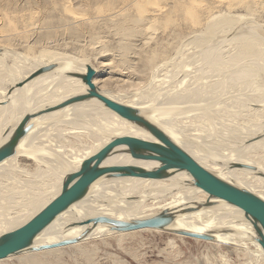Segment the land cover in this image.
<instances>
[{"label": "bare ground", "instance_id": "bare-ground-1", "mask_svg": "<svg viewBox=\"0 0 264 264\" xmlns=\"http://www.w3.org/2000/svg\"><path fill=\"white\" fill-rule=\"evenodd\" d=\"M135 2L139 6L138 10L143 13L147 12L146 6L154 7L153 15L163 14L168 27L170 14L168 11L167 15L164 13L161 0ZM193 3L200 5L196 0ZM159 20L156 17L141 18L138 25L145 26L146 30L151 29L155 35V24L157 25ZM242 23L227 28H223L224 25L217 29L218 32L215 29V36H211L209 40H202L199 35L187 39L183 43L181 53L183 56L185 52H191L188 58L185 57L187 64L174 65V70L165 76L161 75V70L164 69L162 65L151 70L148 85L156 91L154 96L145 87L144 92L147 91L150 95L141 93L138 98L136 96L135 101L125 104L120 101L122 96L117 99L116 95H111L109 91L101 92L119 103L137 108L147 120L165 132L196 162L213 174L245 190L253 184L262 190L264 195V158L259 156L261 154H255L264 151V63L260 62L264 60V47L259 39L255 40L247 34V25ZM151 38H148V42H151ZM5 51L0 55L7 58ZM17 58L14 67L19 70V78L10 80L12 90L9 92V89L2 87L3 84L0 83V89L3 88L0 90V123L3 117L6 118L3 126L1 124L0 146L8 140L26 114L46 112L32 120V129L19 144L16 156L3 163L4 166L10 167L3 171L1 170L4 166L0 168V236L17 229L18 225H24L28 222L29 215L37 214L47 206L50 202L48 203L46 194L55 192L53 198L51 197V200H54L61 192L64 176L78 171L84 160L93 156L114 137L129 135L153 140L145 130L121 120L96 100L56 110L58 104L87 91L86 85L74 75L85 74L89 64L82 62L78 65L76 62L79 61L71 57L43 52L37 57V65L19 68V63L24 58ZM22 63L24 64V60ZM50 64H56L51 73L35 79L30 78L37 70ZM4 79L7 77L4 76ZM252 81L255 83H251ZM213 88L219 90L217 94ZM229 99H232L231 102ZM25 102L29 105L28 110H24ZM44 103L47 104L40 107ZM236 108L238 109L235 110ZM239 109L240 112H246L245 115L249 113L248 116L257 119L251 124L248 122L246 126H243L245 122H242L243 127L238 129L232 128L233 123L230 122H235L232 119L241 118L239 114L233 115V112L238 113ZM173 112H182L184 117L181 116L180 120L174 117L177 119L174 120L173 116L171 117ZM204 116L224 125V135L221 126V130L218 126L219 130H216L218 134L221 132V138L216 136L217 139L214 140L215 135L212 133L214 145L212 141H207L208 137L195 135L191 131L192 134H186L179 127L181 124H177L178 120L179 123L187 122ZM48 121L50 123H47ZM238 123L240 122L235 123L236 126H241V123ZM207 124L212 128L216 122ZM211 132L208 135H211ZM218 139L225 146L219 145ZM76 141L81 143L78 152L76 151L81 155L73 157V152L69 154V144ZM215 141L220 149L215 147ZM31 146L34 151L27 154ZM125 148L126 146L116 149L104 162V166L136 165L147 170L155 168L154 163L139 161L133 158L132 154L124 153ZM164 152L169 154L168 150ZM22 153L32 156L40 163L38 170L29 172L25 169L19 170V165H9L11 162H17ZM77 157L80 158L72 161ZM18 171L25 174V179L17 177L21 175ZM57 174H60L58 181L54 180ZM192 185L193 180L186 173H174L165 180L113 178L103 183L97 182L83 200L61 214L37 237L34 247L77 238L87 232L80 242L112 233L107 225L95 227L92 222L99 217L132 222L163 212H172L175 220L166 229L167 232L179 236H182L180 232L206 234L212 236L210 242L229 247L244 249L252 245L256 247L257 259L264 261L263 250L255 242L256 233L244 212L236 207L230 208V205L217 206V203L222 201L209 197ZM261 199L264 200V196ZM20 221L22 223H19ZM59 250L58 248L45 252L49 255ZM21 263L44 264L34 255L22 258Z\"/></svg>", "mask_w": 264, "mask_h": 264}, {"label": "rangeland", "instance_id": "rangeland-1", "mask_svg": "<svg viewBox=\"0 0 264 264\" xmlns=\"http://www.w3.org/2000/svg\"><path fill=\"white\" fill-rule=\"evenodd\" d=\"M194 1L161 0L160 4H164V13L168 11L169 13H167L170 14L171 21L167 27L163 14L154 16L155 8L152 6H146V13L140 12L135 0H0V54L6 50L5 55L7 56L4 58L0 55V83L3 84L1 86L7 87L10 92L13 88L10 80L19 78V70L14 67L16 59H18L17 56L22 58L26 56L19 63V68L22 66L26 68L37 65L39 63L37 57L39 58L43 52L56 53L76 59L75 61H79L76 62L78 65H81L82 62L91 65L96 70L95 84L97 87L102 91H109L113 96L116 95L117 99L122 96L120 101L128 104L130 101H135L136 96L138 98L141 93L146 95L153 93V96L156 94V91L150 89L148 85L154 67L164 66L161 75L165 76L174 70V65L188 63H186L185 57L189 56L191 52H187V54L185 52L186 56H182L181 53L183 43L191 37L199 35L202 40L206 38L209 40L211 36H215V29L218 32L224 25L223 28H227L243 22L242 24L247 25L245 27L247 34L255 40L259 39L258 41L264 47V0H196L200 2L199 6L193 3ZM140 17L142 19L148 17L160 19L159 23L155 24L157 29L154 32L155 35H153V31H150L151 29L146 30L145 26L138 25ZM148 38H151V42H148ZM27 57L29 59H26ZM262 61L264 60L260 62L264 63ZM166 66L167 68H165ZM4 76L7 77V81ZM3 80L4 82H2ZM145 87L150 94L147 91L144 92ZM152 90L154 92H151ZM213 91H216L215 94H217L219 90L213 88ZM28 108L29 105L25 102L24 110H28ZM240 109L238 113L233 112V115L239 114L241 118L232 119L235 121L230 122L233 123L232 128L238 129L257 119L248 116L249 113L245 115L246 112H240ZM179 113L173 112L172 119H182L181 116L184 113L181 112L182 115ZM204 117L193 118L187 122L180 121L179 123V120L176 122L178 125L181 124L179 127L186 134L193 132L195 135L208 137L207 141H212L214 145V140L222 137L220 133H223L224 125ZM5 119L3 117L0 126L1 124L3 126ZM236 121L240 122L241 124L238 123V125L241 126H236ZM211 122H216L219 125L210 124L214 128L212 130L211 126L207 124ZM242 122H245L244 125ZM183 123L186 124V127ZM217 126L218 128L222 127L219 134L216 132L220 129ZM206 130L208 132H205ZM210 132L211 135H208ZM212 133L213 136L215 135L214 140L211 137ZM1 137L3 136L1 135ZM217 143L216 148L220 147L218 144L225 146L222 142ZM69 146L70 155L72 152L73 157L81 155L77 153L81 143L76 141L70 143ZM33 151L31 146L27 154L33 153ZM25 154L22 153L17 162H11L9 165H19V170L25 169L29 172L38 170L40 163L32 156ZM255 154H261L259 156L264 158L263 150L261 153ZM79 158H74L72 161H77ZM4 165H0V168ZM9 167L4 166L1 171ZM21 172L18 171V173ZM24 175L21 173L17 177L25 179ZM59 176L60 174H57V178L54 180L58 181ZM108 180L106 178L102 181ZM102 181L101 183H103ZM248 187V191L263 198L262 190L253 184ZM54 194L56 193L46 194L48 203L52 201ZM224 203H217V206L228 205ZM35 215H29V219ZM22 225H18L16 228ZM256 245L258 246V244ZM59 249L58 252L49 255L45 251H27L0 261V264H22V258L27 255L36 256L44 264H264L262 259H257L255 256L257 255L255 246L248 245L243 249L223 244L216 245L214 242L179 236L164 230H143L128 234L108 233L100 238H92Z\"/></svg>", "mask_w": 264, "mask_h": 264}, {"label": "water", "instance_id": "water-1", "mask_svg": "<svg viewBox=\"0 0 264 264\" xmlns=\"http://www.w3.org/2000/svg\"><path fill=\"white\" fill-rule=\"evenodd\" d=\"M56 64L43 66L30 78L35 79L41 75L51 73ZM87 87L85 93L77 94L56 106L60 110L75 104L96 100L114 113L121 120L145 130L153 140L141 139L134 136L114 137L93 156L84 160L76 172L69 173L64 180L60 194L47 206L39 211L23 226L0 236V261L18 256L27 251L41 252L73 246L88 234L77 238L65 239L53 244L35 248L37 237L45 231L61 214L68 211L74 204L83 200L90 192L91 187L103 179L113 178H139L144 180H165L174 173H186L193 180L194 187L204 191L211 198L218 199L230 206L242 210L250 221L257 235V243L264 254V200L242 189L217 175L213 174L187 152L179 147L165 132L147 120L137 108L119 103L102 94L95 84L96 70L87 65L85 74H75ZM46 112V111H45ZM45 112L26 114L12 132L8 140L0 146V165L17 154L21 141L32 129V120ZM126 146L124 153L143 162L154 163L151 170L136 165L104 166V162L116 152V149ZM168 150L167 155L164 151ZM172 212H163L156 216L125 222L106 217L93 220L95 227L107 225L112 233H131L143 230L167 231L174 222ZM180 235L196 240L211 241L212 236L191 232H180Z\"/></svg>", "mask_w": 264, "mask_h": 264}]
</instances>
